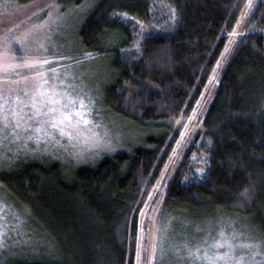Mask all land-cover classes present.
Wrapping results in <instances>:
<instances>
[{
	"label": "trees",
	"instance_id": "1",
	"mask_svg": "<svg viewBox=\"0 0 264 264\" xmlns=\"http://www.w3.org/2000/svg\"><path fill=\"white\" fill-rule=\"evenodd\" d=\"M10 2L28 14L51 2L83 14L79 56L103 60L107 72L100 108L136 138L92 163L26 158L0 171V203L10 209L0 264H136L149 188L250 0ZM240 30L161 214L226 216L264 233V0Z\"/></svg>",
	"mask_w": 264,
	"mask_h": 264
},
{
	"label": "rangeland",
	"instance_id": "2",
	"mask_svg": "<svg viewBox=\"0 0 264 264\" xmlns=\"http://www.w3.org/2000/svg\"><path fill=\"white\" fill-rule=\"evenodd\" d=\"M254 1L250 0L245 8L204 95L192 113L178 121L181 131L170 157L155 184L147 190L139 215L136 264H208L207 260L189 254V250L196 249L200 257L205 254L223 257L216 264H264V233L258 228L220 215L194 221L177 216L163 218L161 214L166 189L187 148L202 132L204 116L243 34L240 28L247 21ZM73 10L63 11L51 2L46 8L28 14L24 8L11 5L10 0L0 2V171L26 158L83 165L119 152L135 141V132L129 125L107 118V112L100 108L99 99H103L108 83L107 72L103 60L85 53L79 56L76 35L83 14ZM45 60L48 63H42ZM25 62H29L28 66ZM6 66L11 67L5 71ZM53 89L60 100L58 104L47 103ZM68 97L77 103L69 104ZM34 99L41 112L39 116L34 115ZM79 101H83L84 109L79 108ZM50 108L58 111L50 113ZM61 109L71 114V121L65 120L57 128L44 123L43 132L34 131L52 115L59 116ZM75 111H81L89 123L80 120ZM13 113L19 115L14 117ZM4 116L8 118L7 128ZM17 121L19 128L15 127ZM5 210L10 211L5 203H0V245L8 226ZM216 241L226 242L225 247H211Z\"/></svg>",
	"mask_w": 264,
	"mask_h": 264
},
{
	"label": "snow or ice",
	"instance_id": "3",
	"mask_svg": "<svg viewBox=\"0 0 264 264\" xmlns=\"http://www.w3.org/2000/svg\"><path fill=\"white\" fill-rule=\"evenodd\" d=\"M36 62H39V61H36ZM36 62H33V63H36ZM25 63H26V66H28L29 62H25ZM42 63H48V61L45 60V61H43ZM9 67H11V66H6V67L4 68V70L7 71ZM38 75H42V73H38ZM45 83H47V81H45ZM42 95H43V93H42ZM56 95H57V94H56L55 90H54V89L51 90V93H50L49 96H48V101H47V103H49V104H58V103H60V100L56 99ZM68 99H69V104H76V103H77V101H76L75 99L71 98V97H68ZM32 106H33L34 109H36L34 115H35V116H39V115L41 114V112H40V109L37 108V106H36V101H35V99L33 100V104H32ZM62 107H67V106L65 105V106H62ZM84 107H85V105H84L83 101H79V108H80V109H84ZM57 111H58V110H57L56 108H50V109H49V112H50V113H56ZM18 115H19L18 113H13V116H14V117H15V116H18ZM75 115L78 116V117L80 118V120H83V122H84L85 124H88V123H89V121H88L87 119H84V116H83V114H82L81 111H75ZM7 119H8L7 116H4V121H5V123H4V127H5V128L8 127ZM71 119H72L71 114H70V113H66V112H64V111L61 109V110H59V116H57V115H52L49 121L41 122L40 126L37 127V128H35L34 131H35L36 133H41V132H43V131H44V127H43V124H44V123H51V126H52L53 128H57L59 125L63 124L65 120L71 121ZM78 123H79V121H77V124H78ZM15 127H17V128L20 127L19 121H17ZM60 131H61V134H62V135L65 134L63 128H61ZM222 236H223V234L221 233V237H222ZM225 243H226V242L222 243L221 241H216L215 243H213V244L211 245V247H213V248H223V247H225ZM229 247H231V246L229 245ZM189 254H190L191 256H193V257H196L197 259H204V260H207V261H208V264H216V260H217V259H222V258H223V257L217 256V255H215V254H214L213 256H211V257H209L207 254H205L204 257H200L199 249H196L195 251L189 250ZM227 255H228V253H224V256H227Z\"/></svg>",
	"mask_w": 264,
	"mask_h": 264
}]
</instances>
